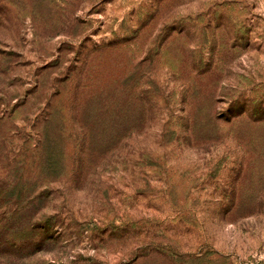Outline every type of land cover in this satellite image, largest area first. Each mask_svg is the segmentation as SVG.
Wrapping results in <instances>:
<instances>
[{"label":"rangeland","instance_id":"374dc122","mask_svg":"<svg viewBox=\"0 0 264 264\" xmlns=\"http://www.w3.org/2000/svg\"><path fill=\"white\" fill-rule=\"evenodd\" d=\"M2 182L0 264H264V0H0Z\"/></svg>","mask_w":264,"mask_h":264},{"label":"trees","instance_id":"16d2710c","mask_svg":"<svg viewBox=\"0 0 264 264\" xmlns=\"http://www.w3.org/2000/svg\"><path fill=\"white\" fill-rule=\"evenodd\" d=\"M42 150L41 153H38L40 157L42 156H51L53 158V154L47 152V150ZM49 154V155H48ZM40 161L41 159L38 157L37 159ZM2 187V192L0 194L3 196V199H9L6 203L7 211L4 212L3 216L4 218H0V229L2 230L0 232V239L5 240V238H16L17 236H21L25 233H31L33 234L35 230L40 228L43 223L47 227L50 226V231H53L55 233V230L57 229L56 224H51L53 222L52 217L45 222V216H41L40 214H37V211L35 209V204L38 201V198H40L38 195L32 196L29 198H24L22 194H20L19 199H15L14 191H16L17 186H13L10 183H0ZM23 192V190H21ZM1 196V197H2ZM55 220V218H54ZM52 221V222H49ZM52 225V226H51ZM10 233V234H8ZM4 237V238H3ZM15 243V242H14ZM17 243V242H16ZM34 244V240L31 239L24 243L25 246H31ZM18 245V244H15Z\"/></svg>","mask_w":264,"mask_h":264}]
</instances>
